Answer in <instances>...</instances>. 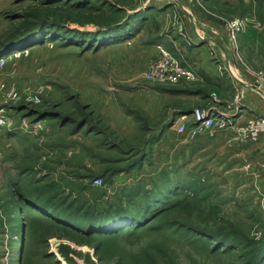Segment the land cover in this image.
<instances>
[{"label": "rangeland", "instance_id": "rangeland-1", "mask_svg": "<svg viewBox=\"0 0 264 264\" xmlns=\"http://www.w3.org/2000/svg\"><path fill=\"white\" fill-rule=\"evenodd\" d=\"M1 61L0 264H264V0H0Z\"/></svg>", "mask_w": 264, "mask_h": 264}, {"label": "built area", "instance_id": "built-area-1", "mask_svg": "<svg viewBox=\"0 0 264 264\" xmlns=\"http://www.w3.org/2000/svg\"><path fill=\"white\" fill-rule=\"evenodd\" d=\"M246 1H252V0H246ZM234 23H237L236 21ZM234 25V24H233ZM238 28V26H237ZM174 60H171L172 62ZM3 63L1 61L0 65ZM259 74L261 76H264V67L259 71ZM153 75L156 76H163L169 79H175V69L173 67V63H169L168 65H161L160 63H156L153 68ZM192 76L191 74L188 75V77ZM203 112L200 111L198 108H194L191 111V115L195 118L201 116ZM201 117H199L200 119ZM204 120V118L200 119ZM199 120V121H200ZM197 121V122H199ZM210 119L204 121L205 125L209 124ZM8 124V116L6 113L0 110V132L2 129ZM177 129H182L183 126L181 123L177 124ZM264 134V114L258 116L256 119H251L249 122L241 128L240 130V136L246 139L256 140L260 135Z\"/></svg>", "mask_w": 264, "mask_h": 264}, {"label": "crops", "instance_id": "crops-1", "mask_svg": "<svg viewBox=\"0 0 264 264\" xmlns=\"http://www.w3.org/2000/svg\"><path fill=\"white\" fill-rule=\"evenodd\" d=\"M185 118V116L183 117ZM258 142L260 143L259 145V148L263 151L264 150V135H262L259 139H258Z\"/></svg>", "mask_w": 264, "mask_h": 264}, {"label": "bare ground", "instance_id": "bare-ground-1", "mask_svg": "<svg viewBox=\"0 0 264 264\" xmlns=\"http://www.w3.org/2000/svg\"><path fill=\"white\" fill-rule=\"evenodd\" d=\"M16 53H18V52H15V54H16ZM16 55H17V54H16ZM183 116H185V117H186V116H187V114H184ZM180 118H181V117H180ZM203 123H205V122H203ZM203 125H205V124H203Z\"/></svg>", "mask_w": 264, "mask_h": 264}, {"label": "water", "instance_id": "water-1", "mask_svg": "<svg viewBox=\"0 0 264 264\" xmlns=\"http://www.w3.org/2000/svg\"><path fill=\"white\" fill-rule=\"evenodd\" d=\"M200 119H202V118H200ZM200 119H198L197 121H199Z\"/></svg>", "mask_w": 264, "mask_h": 264}, {"label": "trees", "instance_id": "trees-1", "mask_svg": "<svg viewBox=\"0 0 264 264\" xmlns=\"http://www.w3.org/2000/svg\"><path fill=\"white\" fill-rule=\"evenodd\" d=\"M143 19V18H142Z\"/></svg>", "mask_w": 264, "mask_h": 264}]
</instances>
